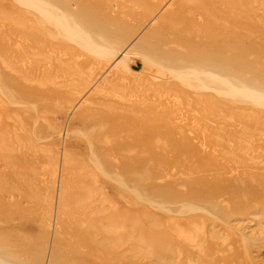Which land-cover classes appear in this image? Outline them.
Wrapping results in <instances>:
<instances>
[{
    "label": "rangeland",
    "instance_id": "obj_1",
    "mask_svg": "<svg viewBox=\"0 0 264 264\" xmlns=\"http://www.w3.org/2000/svg\"><path fill=\"white\" fill-rule=\"evenodd\" d=\"M18 4L0 0V192L11 190L26 206L9 222L28 221L24 236L42 252L22 257L27 264L51 252L56 264H264V124L248 109L252 98L213 94L215 102L199 105L201 84L180 81L181 71L166 62L131 67L140 55L155 61L159 40L178 55L229 46L224 31L237 28L228 4L219 13L206 0ZM45 7L64 12L98 48L120 52L140 36L147 47L136 50L135 61L114 59L123 65L110 69L112 59L90 44L89 53L82 50L78 38L43 18ZM209 19L219 26L206 25ZM262 30L258 23L230 41L262 47L249 57L264 69ZM232 100L239 122L221 128L216 103ZM154 180L185 197L156 192ZM59 188L64 197L73 193L69 204H59ZM89 193L104 198L106 214L92 226L75 225L72 201L86 203ZM116 220L117 234L105 236Z\"/></svg>",
    "mask_w": 264,
    "mask_h": 264
},
{
    "label": "bare ground",
    "instance_id": "obj_2",
    "mask_svg": "<svg viewBox=\"0 0 264 264\" xmlns=\"http://www.w3.org/2000/svg\"><path fill=\"white\" fill-rule=\"evenodd\" d=\"M16 1H18L19 4L22 3L23 5L31 7L34 4H42L46 0H16ZM206 2L211 4V6L214 7V9L216 11H218V13L220 12L218 5H220L221 3H222V5L228 4V6L230 7L229 8L230 12L229 11L228 12L230 13L229 17H231V21H230L231 27L237 28V32H239V33H240V30H242V29L250 28L251 26H256L258 23H260V25L262 26V29H263L262 32L260 33V35H261L260 37H262L264 39V0H206ZM256 4H258L259 12L255 11V9H254V6ZM168 9L169 8H167V10ZM42 10H43V12H41L40 15L43 18L45 17L47 20H49V22H51V24L53 23L55 25V26L53 25V27L55 29H57L58 31L62 32L64 35H66L70 38H74V37L78 38L79 44H81L80 48H82V46H83V48L84 47L87 48V51H88V49L91 50L92 48L88 45V44H90L94 47L95 50H97L99 55H101L104 58H110V59H112V61L114 59H125V60H127V62L135 61L134 58H137L136 50L141 49L144 46L147 47V45L145 43L146 38L140 36V38H138V40L134 41L131 44H128V46H126L120 52L114 50L111 53L110 51L105 50L103 48H98V44H95L96 41L94 43L93 39L89 36L88 31H85V29L83 27H80L79 24L78 25L74 24V26H72L71 23L69 22L68 18L65 16L64 12H62L61 10L59 11V9H57L59 12H57L56 10H51L50 11L51 13L48 12L47 7L42 8ZM167 10H166V13H167ZM54 11H56L57 13H54ZM224 13L226 14V16L228 18L227 13L226 12H224ZM70 15H72V14H70ZM164 15L165 14H163L161 17L158 18L161 22H163ZM255 16L257 18H255ZM69 17H71V16H69ZM57 18H60L61 21L56 20ZM156 19H157V17H156ZM153 21H155V20L153 19ZM47 23H48V21H47ZM205 24L211 25L212 27H215V28L219 26L217 24L216 20L212 21L210 19L206 20ZM94 27H92V28H94ZM196 30H198V29L196 28ZM237 32L235 31V29H231V28H229L228 31H224V35H223L224 39L228 40L229 42H232V44H229V46L224 45V43H223V48H219L216 51H203V52L201 51L198 53L188 54V55H178V54H176V53H174L168 49L162 50L161 48L163 46H166L167 43L164 40H159L158 42H154V48L152 49V51L154 52L155 61L151 62L150 60H152V59L147 60L145 57L140 55L141 57L139 56V58L141 60L140 59L137 60V64L132 65L131 67L133 69H143V65L145 67H149V65H154L156 63L161 64L162 61L166 62L169 65V67H172V69L174 68V69H177L178 71L179 70L181 71L180 73H182L184 78L180 77L179 78L180 81L187 82L188 84L196 81V82H199L201 84L198 87L199 90L195 93V96H194L195 102L199 105H202V104H205L208 102L209 103L215 102L216 100L213 97L214 95L223 97V99H224V97H227L230 94V92L234 93V94H239V93L246 94L248 97L252 98L251 99V106H253V107L252 108L248 107L249 110H252V112H250V113L252 114L253 112L254 113L258 112V115L256 116V118H258V120L264 124V101H260L257 98V96H261L262 99L264 100V69L263 68H257L256 65L254 66V64H255V62L253 61L254 59L252 57H249V55L255 53L257 48H262V47L256 46L252 42L242 43L239 40L230 41L232 39H238L240 37L239 33H237ZM256 32L259 33V31H256ZM106 34L108 35V33H106ZM114 36H116V35H114ZM113 38H115V37H113ZM244 38H247V37H244ZM110 39H112V37ZM248 39L251 40L250 38H248ZM117 41H119V40H117ZM83 48H82V50H83ZM89 52L90 51H88V53ZM98 53L94 52V54H98ZM91 54H93V53H91ZM134 56H136V57H134ZM115 65L121 66V65H123V63L116 60V61H113L111 64H109L108 67L111 69V67L114 68ZM161 65H162V67L161 66H159V67L163 68V64H161ZM197 65L199 66V68H197L195 70H189V71L186 70V69H189L191 66H197ZM164 66H166V64ZM205 89H208V90L210 89V90L206 91ZM226 101L225 102L217 101V103H216L219 105V108H218L219 110L217 112V115L220 118L219 123H220L221 128L228 127L231 124L235 125L236 121L234 119H236L239 122V114H237V110L235 109V107H232V106L236 105V103H235L236 101L235 100H232L229 102H226ZM215 106H217V105H215V103H214V107ZM254 106H256V107H254ZM243 108H245V107H243ZM213 116H214L215 121H218V117L215 115H213ZM141 163L142 162L139 160L138 165ZM122 169H123L122 171L126 172L128 167L124 166ZM143 180L144 179H139V181L133 180L132 184H136L137 182H139V184H140L141 181H143ZM150 186L155 188L156 192H158V193L163 194V193L167 192V194H169V197H173V198L185 197V194L182 192L171 191V193H168V191H169L168 187L171 188L170 183H166V184H163L161 186V185H158L156 183V181L154 180ZM64 190H66V189H64ZM1 191H2V189H1ZM76 194H77L76 195L77 198L79 197V195L83 196V193L80 192V190H76ZM72 195H73V193L70 195H67V197H64L65 195H63V190H61L59 188L58 192H57V198H58L59 204H64V203L68 202V200H71L72 198L70 199V196H72ZM94 195L95 194L89 193L88 199H90V200H88V202H86V203L80 202L79 200L72 201L74 203V207H73L74 210L72 211L71 215H72L73 221L75 222V225L86 223V224H89V226H92L93 224H96L98 222V220H99L98 216L101 217V215L106 214V209H105L104 205H102V201L104 200V198L103 197L97 198V197H94ZM23 200L28 202L25 199H23ZM21 201H22L21 199H18V198L15 199V193H13L11 190L0 192V217L4 218V220L2 219L0 222V264H27L28 259L26 260V258H22V257H25V256L29 255L30 253L32 254V253L37 252L36 251L37 247L35 248L33 246H30L26 237L24 236L26 234V231H27V230H25L26 224H24V223H27L28 221H20L16 224H12L11 222H9L10 219L13 218L15 215H20L19 213L22 212L23 208H26V206L23 205ZM228 201H230V199H228ZM220 202L223 203V200H221ZM68 204H69V202H68ZM72 204H70V205L72 206ZM62 207H63V205H62ZM68 212H70V210ZM21 215H24V214L22 213ZM116 215H117V213H116ZM120 218H121V216H120ZM147 218L154 219V215L148 216ZM155 219H156V217H155ZM168 220H170L168 222L172 221L174 223L172 217L168 218ZM90 224H92V225H90ZM121 224H122V221L121 222H120V220L117 221V223L112 226L115 230L113 228L104 227V229L105 228L106 229L104 230L103 233H105V236H107V237H112L113 234H117V232H118L117 229L120 227ZM160 225H161V222L157 223L158 227H160ZM83 226H84V224H83ZM169 227L177 235H183L185 233V231L183 229H178V228L174 229L175 226H173L172 223L169 224ZM188 227L191 228L190 226H188ZM90 228H92V227H90ZM61 229L63 230V228H61ZM89 230L90 229H88V231ZM159 233H160V231H159ZM94 234H95V231H94ZM156 235L159 236V234H156ZM92 239H94V237ZM52 240H53V238L51 239V241ZM36 242L38 243V241H36ZM51 244H53V246H54V243H51ZM34 250H35V252H33ZM72 252H73V250H72ZM39 253H42V252H39ZM35 255H37V254H35ZM200 255H202V254H200ZM64 256H66V255H64ZM54 257H55V255L51 252V253H49V255L47 254L46 257H43L41 259L37 258V260H36L35 259L36 257L35 258L32 257L36 262L33 261V259H32L28 263L32 264L33 262H35L37 264H56V262L53 261ZM60 260H61L60 261V263H61L63 259L61 258ZM210 261H208V262H210Z\"/></svg>",
    "mask_w": 264,
    "mask_h": 264
}]
</instances>
